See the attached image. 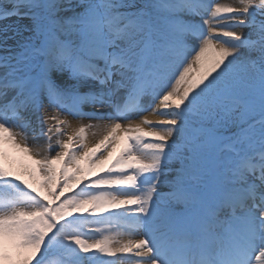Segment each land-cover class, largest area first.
I'll list each match as a JSON object with an SVG mask.
<instances>
[{"label":"snow or ice","instance_id":"1","mask_svg":"<svg viewBox=\"0 0 264 264\" xmlns=\"http://www.w3.org/2000/svg\"><path fill=\"white\" fill-rule=\"evenodd\" d=\"M0 264H264V0H0Z\"/></svg>","mask_w":264,"mask_h":264},{"label":"bare ground","instance_id":"2","mask_svg":"<svg viewBox=\"0 0 264 264\" xmlns=\"http://www.w3.org/2000/svg\"><path fill=\"white\" fill-rule=\"evenodd\" d=\"M220 3H225V4H226L225 1H221ZM146 115H148V118H149V119H153V120H155V119L158 118V117L153 116V115H151V114H146ZM85 122L87 123V121H85ZM73 123H75V121H73ZM92 139H93V138L91 137V135H89V140H92ZM13 155H14V156H20V155H22V154H19V153H13ZM25 162H27V161L25 160ZM139 238H140L139 235H135V236H131V237L125 235L122 239H123V241L126 242L128 239H139Z\"/></svg>","mask_w":264,"mask_h":264},{"label":"rangeland","instance_id":"3","mask_svg":"<svg viewBox=\"0 0 264 264\" xmlns=\"http://www.w3.org/2000/svg\"><path fill=\"white\" fill-rule=\"evenodd\" d=\"M221 1H225L226 4H234L235 0H216V2H221ZM4 23H8V21H5Z\"/></svg>","mask_w":264,"mask_h":264}]
</instances>
